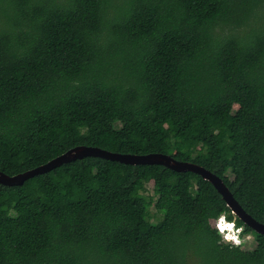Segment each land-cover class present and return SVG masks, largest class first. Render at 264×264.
Here are the masks:
<instances>
[{
	"label": "trees",
	"instance_id": "trees-1",
	"mask_svg": "<svg viewBox=\"0 0 264 264\" xmlns=\"http://www.w3.org/2000/svg\"><path fill=\"white\" fill-rule=\"evenodd\" d=\"M77 146L203 167L264 224V0H0V172ZM0 264H264V237L194 173L87 157L0 185Z\"/></svg>",
	"mask_w": 264,
	"mask_h": 264
},
{
	"label": "water",
	"instance_id": "water-1",
	"mask_svg": "<svg viewBox=\"0 0 264 264\" xmlns=\"http://www.w3.org/2000/svg\"><path fill=\"white\" fill-rule=\"evenodd\" d=\"M87 157L100 158L130 166H163L176 173H194L200 176L203 180L208 181L214 187V189L226 204V207L230 209L232 215H234L238 220H240L244 225L253 230L255 233L264 237V224H261L254 220L242 209V207L233 197V194L219 177L204 169L203 167L188 162L177 161L173 157L166 154H118L95 147L77 146L70 149L63 155L50 160L46 164L24 173L10 177L0 172V185L6 187L22 186L27 180L32 179L35 176L46 174L63 164H68Z\"/></svg>",
	"mask_w": 264,
	"mask_h": 264
},
{
	"label": "clouds",
	"instance_id": "clouds-1",
	"mask_svg": "<svg viewBox=\"0 0 264 264\" xmlns=\"http://www.w3.org/2000/svg\"><path fill=\"white\" fill-rule=\"evenodd\" d=\"M226 221H227V223L231 224L229 229L225 230L224 233H219L217 231L218 234L220 235V238H221L222 242L230 244V245L232 244V245H235V246H239L240 244L243 243V241L241 239H243L245 237V235H246V233H244V229L242 227H238L234 220L233 221H229L228 219H226ZM238 228H240V229H238ZM236 230H237V232H235ZM225 233H227V234L234 233L236 235L224 236Z\"/></svg>",
	"mask_w": 264,
	"mask_h": 264
},
{
	"label": "built area",
	"instance_id": "built-area-1",
	"mask_svg": "<svg viewBox=\"0 0 264 264\" xmlns=\"http://www.w3.org/2000/svg\"><path fill=\"white\" fill-rule=\"evenodd\" d=\"M230 226H231V224L227 223L224 214H221V215L215 220V222H214V224H213V228H214L216 231H218L219 233H224L225 230L229 229ZM238 229H240V228H238ZM235 232H237V230H236ZM228 235H236V234H234V233H232V234H227V233H225L224 236H228ZM241 240L243 241V243L240 244L239 246H235V245H232V244H231V245L234 246V247H238V248L244 250V247H245L246 245L251 244L252 242H254L253 237H252L251 234H246L245 237H244L243 239H241Z\"/></svg>",
	"mask_w": 264,
	"mask_h": 264
},
{
	"label": "rangeland",
	"instance_id": "rangeland-1",
	"mask_svg": "<svg viewBox=\"0 0 264 264\" xmlns=\"http://www.w3.org/2000/svg\"><path fill=\"white\" fill-rule=\"evenodd\" d=\"M235 108H236V107H235ZM123 120H124V119L121 118V122L119 121L118 124H117V126H120V125L122 124ZM146 189H147L148 195L151 196V195H152V192H153V186H152V184L149 183V184L147 185V188H146ZM150 213H151V215H152V217H151V221H152V222L157 221L159 215L155 213V211H154L153 208L150 209ZM212 226H213V224H212ZM220 239H221V238H220ZM254 247H255V242H252L251 244H248V245H246V246L244 247V251H251V250L254 249Z\"/></svg>",
	"mask_w": 264,
	"mask_h": 264
}]
</instances>
